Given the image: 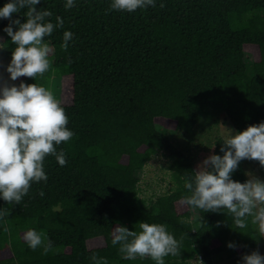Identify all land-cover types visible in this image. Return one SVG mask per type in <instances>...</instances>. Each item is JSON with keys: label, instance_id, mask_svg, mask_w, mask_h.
<instances>
[{"label": "trees", "instance_id": "16d2710c", "mask_svg": "<svg viewBox=\"0 0 264 264\" xmlns=\"http://www.w3.org/2000/svg\"><path fill=\"white\" fill-rule=\"evenodd\" d=\"M7 2L0 0V8ZM111 3L36 5L53 13L52 23L57 16L64 23L45 37L53 49L50 70L36 79L22 77L18 85L51 90L53 72L70 75L73 100L61 106L74 135L56 146L66 165L47 156V181L33 182L20 204L0 197V210L10 209L0 218V264H95L93 255L101 264H155L150 257L124 259L119 245H112L116 226L138 231L140 222L164 224L181 242L180 254L165 257V264H216L239 251L244 264L245 254L262 255L250 217L247 228L239 229L226 210L179 209L190 195L185 182L197 169L156 118L173 119L187 133L199 122L218 124L223 112L237 132L264 122V0H155V7L134 12L110 10ZM25 11L12 19L26 22ZM9 23L0 19V58H12L16 47L4 32ZM65 31L73 33L67 51L61 49ZM247 45L259 47L260 57L250 56ZM224 139L214 141L213 154L223 156ZM160 152L170 160L173 187L147 199L139 184ZM245 160L232 173L241 183L248 180ZM255 162L264 180V166ZM31 229L52 242V251L45 255L42 247L27 245L24 233ZM95 239L101 244L93 245ZM6 246L11 254L1 256Z\"/></svg>", "mask_w": 264, "mask_h": 264}, {"label": "clouds", "instance_id": "9594fccd", "mask_svg": "<svg viewBox=\"0 0 264 264\" xmlns=\"http://www.w3.org/2000/svg\"><path fill=\"white\" fill-rule=\"evenodd\" d=\"M39 3L40 0H9L0 8V19L10 21L4 32L16 46L7 67L13 81L20 77H43L52 66L49 59L52 49L45 37L51 36L56 28H62L64 21L57 16L56 23H52L48 18L53 13L38 10ZM73 6L74 0H66V9ZM149 6L155 7V0H112L110 10L134 12ZM160 7L165 5L161 3ZM22 9H26V22L22 23L19 18L13 20V14ZM14 25L18 30H14ZM72 38L71 31L63 33L62 50L67 51ZM68 122L64 108L49 88L24 82L18 86L5 83L0 87V197L9 205L20 204L33 182L47 181L44 171L47 156H55L61 167L66 165L64 152L58 153L56 146L73 137ZM223 142V156L210 155L202 162L194 179L185 182L190 195L182 202L203 212L226 210L224 212L233 218V224L239 229L247 228L250 217L259 236L264 237V181L256 177L244 183L232 179V173L244 159L264 166V122L249 125ZM9 214L10 209L0 210V218ZM138 229L133 231L118 225L112 233V245H119L124 259L150 257L155 264H165V257L180 254L181 242L167 231L166 225L140 222ZM4 231H8L7 227ZM24 240L32 250L42 247L45 255L52 251V242L34 229L24 233ZM228 247L235 245L229 243ZM91 259L101 264L96 255ZM242 259L244 264H264V255L258 251L245 254Z\"/></svg>", "mask_w": 264, "mask_h": 264}, {"label": "rangeland", "instance_id": "374dc122", "mask_svg": "<svg viewBox=\"0 0 264 264\" xmlns=\"http://www.w3.org/2000/svg\"><path fill=\"white\" fill-rule=\"evenodd\" d=\"M52 49L51 43L46 41ZM247 52L253 58L260 57V48L256 45H247ZM53 55V49L49 54V57ZM11 62V58L1 57L0 58V87L7 83L9 86L17 85V80H11L10 73L7 71V67ZM53 81L50 83L51 91L55 94L56 98L62 104H69L73 100L72 95V78L70 75H56L53 72ZM50 88V87H49ZM157 125L160 129L168 134L173 142L177 144L180 148H184L191 154L192 161L195 165L197 171L199 170L202 162L213 154V144L214 141L222 136L224 138L235 134L236 129L234 128L232 122L228 119L225 112L221 114L220 121L218 124L209 127L205 122H199L196 124L192 132L187 133L184 130H178L176 127V122L173 119L167 117L156 118ZM170 160L167 155L163 152L155 155L150 162L145 166L142 179L140 181L141 195L145 196L147 199L155 198L159 194H163L173 187V181L171 178V172L169 168ZM244 167L246 169V174L248 179L252 177L259 178L263 180V176L259 170L258 165L255 160L244 161ZM180 210L185 209L183 202L178 204ZM256 228V226H255ZM256 234L259 239L260 249L262 255H264V237H260L256 228ZM219 243L216 241L214 244ZM100 239H95L93 245H100ZM11 251L8 246L5 247L1 256L10 255ZM241 253L229 258L227 256H222L216 259V264H240ZM195 260L193 264H195Z\"/></svg>", "mask_w": 264, "mask_h": 264}]
</instances>
